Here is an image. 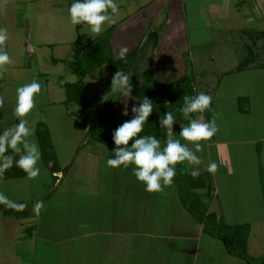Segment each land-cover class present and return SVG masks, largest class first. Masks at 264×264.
I'll return each instance as SVG.
<instances>
[{"label":"crops","instance_id":"0c3cea01","mask_svg":"<svg viewBox=\"0 0 264 264\" xmlns=\"http://www.w3.org/2000/svg\"><path fill=\"white\" fill-rule=\"evenodd\" d=\"M33 2L34 0H0V27H4L8 31L9 39L6 41L5 46L12 60L10 65L0 70V101H2V103H0V131L11 128L13 122L17 124V118L14 116L13 112L15 98L12 97V94L6 95V90L10 89V83L16 82L17 79L18 81L25 79L27 75L25 72L26 68L31 69L32 67L30 59L35 58L37 64L38 61H40L38 55H43L41 52L44 51V46H48L47 42H56V40L60 39L56 37L59 36L62 23H59L58 19L55 17L51 21L45 22V27L47 28H45L46 32L44 35L42 34V36L32 28V31H28L24 36L20 38L14 37L18 34V31H16V33H13V31L18 28L21 30L22 27L18 25L16 20L12 17V10L18 7H25L28 9V6ZM199 2L200 4H197L199 19L205 20V12L208 11V19L210 22L212 21L213 26H220L222 22H225L224 24L227 26H232V23L234 24L233 17L228 18V12H222L223 7L228 8V5L231 7L230 5L233 0H199ZM235 2H237V8L240 10L245 20L248 21L250 27L257 24L259 21L260 27L258 28L261 29L260 32H257L255 27L253 29L255 33H261L260 38L257 37V39L255 37L257 40L256 46H258L256 50L258 54L261 55L262 52L264 53V0H238ZM122 4L123 5L120 6L118 5L119 12L120 10H124V12L121 15L118 13L117 22L113 24L115 25V29L111 38V45L116 59L121 58V54L117 55V53H119L117 51L121 50L125 45H128L129 49L123 53V57L137 50L135 58L126 71V74L131 78V85L133 87L132 97L127 100V103L131 105L130 108L132 109L134 105L138 106V103H140L135 95V91L143 82V75L140 74L139 76L136 74L137 70L135 69L141 55H139L141 49L139 44L141 45L144 43L143 46H147L148 42L146 37L149 36L150 33L155 32L158 34V44L155 46V52H159L158 55L156 54L157 56H164L168 59L178 52L180 59H183L185 58L183 53L186 48L190 46V42L186 32L187 22L184 14L185 6L183 0H149L145 3L146 6L143 8H139V6L135 5V1H122ZM56 5L59 4H54L53 6ZM257 16L259 19L255 20ZM39 19H41L42 22L38 25H41L43 20L42 18ZM140 31L142 32L140 33L141 36H143L141 41V37L139 39L136 38L137 33ZM252 33L253 32L250 31L244 32L245 35L249 34L248 36L253 40ZM91 44L92 43H89V45L84 47H80L79 45V49L90 46ZM52 45L54 44H51V46ZM248 45L249 44H245V46H247V51L251 54L252 60L248 66L244 67L242 70H237L238 66L243 61L240 62L239 58H244L245 54L249 56V53H241L237 61L231 60L229 69H226L224 65L217 64L218 66L216 68L219 70L221 69V81L226 77L243 74L246 78L247 89L245 92L239 93L234 97L237 108H233L232 111L230 108L223 107L222 110H218L215 106H212L211 111L213 115L215 113V124L218 131L211 140L202 142L201 149H205L202 159L205 165H203V167L198 166L199 175L207 174V186L210 188V192L207 189H197L193 192L201 196L199 192L206 191L209 197L208 199H210L209 203L213 200L212 205L211 203L209 205L206 204L207 202L201 196V200L208 213H216L218 217L223 218L229 225H249L251 235L253 232L252 217L258 215H255V213L258 212V216H260L262 222H264V189L261 182V175L264 174V113H262V118L260 119L261 123L259 125L252 124V126H247L245 128L246 135L245 132L239 135V132L233 127L230 128L228 124L224 125L221 129V127H219L220 124L217 123V114L219 112L226 114V117L223 118L224 120H230V112H232L234 116L238 114L240 117L252 115V113H256L257 110L258 113L263 112L261 106L255 102L259 99V101H263L264 103V62L255 61L253 50ZM74 46L75 42L72 46L74 58L67 60V67L65 69L67 73L71 74L73 73L68 69V62L75 60ZM17 50L20 52H17ZM23 57H26V65H22L21 63ZM49 57V62L51 64L55 66L59 65L60 60L58 58L53 57V55H49ZM238 62L240 63L238 64ZM184 63L186 71L185 77H187L190 69L192 73L198 71L197 69L195 70L194 67H192L193 64L187 62L186 59ZM170 70L173 69L169 68V71ZM15 74L18 77L13 78ZM48 75L49 74H44V79H46L47 83L49 82L47 78ZM198 80L199 78H197L196 81L193 75V82H190L197 94L201 92ZM110 81L111 74L108 84ZM162 83L170 82L166 81ZM219 84L220 83L217 84L218 88ZM214 86H212V91H214ZM113 94L116 95L114 99L117 103V112L120 115L119 105L125 100L121 98L120 93L116 92ZM65 100L66 97L64 99H55L52 105L56 106L58 104L57 106H64V109L66 107L68 111H75L70 110L73 108L64 105ZM243 102L246 104L244 108H242L241 105ZM130 108L128 109V115L122 113L123 115L121 116H131L132 112ZM61 114H64L67 120H73L67 114L66 110ZM204 120L206 122L205 113ZM75 124L78 129L71 126L70 130L76 131L77 139L75 144L73 143L71 146L72 148L67 154L66 161L62 164L61 162L58 164L60 171L56 173L51 172L54 186L53 194L48 200L57 202L60 199L61 196H58L57 188L63 183L64 179L71 174V170L74 169L75 172H78L77 168H81L79 169L80 172H82L83 177L87 179L92 170L91 164L94 163L93 165L97 168V171L94 169L95 175H97L94 179L96 183L99 180V188L96 185L94 187L101 189L106 178L110 185L108 186V192L115 194L116 199H112L117 202L116 207L113 209L117 221L119 220L118 222H122L123 225H125L124 217H129L132 224H130L128 228L125 227V229L120 228L114 230L112 228L109 229L107 226H99V228L96 229L91 224V220L83 222L79 216L75 215L71 216V219L74 220L70 221V226L68 228L41 226L38 225V223L37 225L33 224L32 226L25 227L22 225V221L34 220L36 217H40V213H37L35 210V215H33L27 211L28 206L24 205L27 199L22 196V192L29 191L31 201L34 205L42 200L38 199L34 185L28 176L14 179H5L0 176V206L11 204L24 206L22 208L13 207V211L7 214L0 211V214L7 218L3 220L0 218V234H14L15 231L19 232L20 229H22L27 234L26 237L31 241L29 245L33 246L36 250V256L42 260H48L51 256L59 257L60 259V256L55 254L58 248H60L59 250L65 251L70 247V249L75 250L76 253L86 257L89 261L96 262V264H199V258L201 257L205 260L202 264H214L213 261L215 260V256L208 254L209 252H201V244L199 243L201 239L206 236L203 233V226L193 219L185 209L180 195V201L178 200V203H176L177 206L174 207L180 218L179 221H173L171 224H167L168 227L165 226L166 228L163 227L164 229H156L157 231L143 230L146 224H150L146 219L155 216L154 205L156 206V204L153 203V201H156L157 198H155L154 192H147L144 190L143 183L139 182L134 176L132 167L129 169H125L122 166L119 168L108 167L106 163L108 159L107 149L99 148V150H89L90 141H88L86 145H83L88 140V137L86 138L87 130L81 128L76 122ZM224 130H227L225 134H223ZM68 134L71 136V131H69ZM184 143L186 142L184 141ZM81 147L85 149L82 151ZM5 154H11V149ZM57 159L59 161V158ZM212 161L218 164V170L215 174L209 173L206 170L208 164ZM49 165V168H51L53 163ZM185 168L187 173L191 174L193 169H191L192 167H189L186 162ZM221 177L223 178L224 184L228 186L226 187L228 189L226 195H224L225 192H222L220 187ZM175 185V189L179 191L177 184ZM243 191H249V193H241ZM119 194L120 197L118 196ZM84 197L86 201H89L98 196H95L94 193H87ZM81 201H79V204ZM124 201H129V203L126 202L128 204L126 208L123 204ZM139 202L141 205H137ZM150 203L152 204V212L149 213L151 215L145 216L141 211L146 210L147 208L145 209V207L150 205ZM211 206H214L213 208L215 211H213ZM133 207L136 209L135 211L132 209ZM51 209H53L52 206ZM125 209L129 213L124 216ZM21 213H25L26 217L20 215ZM54 221L55 219L51 220V222ZM18 224L20 226H16ZM155 224L156 223H154V225ZM134 235L147 238L149 242L151 241V244L148 245L146 240H142L139 245L138 243H140V241H133ZM126 237L128 239H126ZM41 243L47 245V247ZM39 245L46 247V251L41 253L38 248ZM8 255L5 259L13 260L18 257V255H14L13 252Z\"/></svg>","mask_w":264,"mask_h":264},{"label":"rangeland","instance_id":"374dc122","mask_svg":"<svg viewBox=\"0 0 264 264\" xmlns=\"http://www.w3.org/2000/svg\"><path fill=\"white\" fill-rule=\"evenodd\" d=\"M122 1H135V5L139 6V8H143L144 6H146L145 3L149 0H116L117 5H123ZM235 1L238 0H233L232 4L230 5L231 7H229L228 5V8L223 7L222 9L223 13L228 12V18L233 17L234 24L232 23V26H227L226 24H224L225 22H222L220 26H213L212 21L210 22V20L208 19V11L205 12V20L199 19V12H197V4H200L199 0H183L185 6L184 14L186 16L187 22L186 32L187 36L189 37L188 40L190 42V46L187 47L185 52L183 53L185 55V58L180 59L178 52L168 59L164 56H157L159 52H155V46L153 42L149 41V36H147L146 39L148 45L144 47V43L141 45L139 44V46L141 47L139 55H141L140 57L138 56L139 62L135 67V69L137 70L136 74H138L139 76L140 74L143 75V73L149 68L152 62L154 68V82H182V79L185 78L186 73L184 63V60L186 59L187 62H191L193 64L192 67H194L195 70H198V73H192L190 69L189 73L187 74V80L189 81V83L193 82V75L196 81L197 78H199L198 84H200L199 88L201 89V92H205L212 97L213 105H211V108L212 106H215L218 110H222V108L225 107L230 108L231 111L233 110V108H237V103L234 100V97L239 93L246 91V78L243 74H241L237 76L233 75L231 77H226L221 81V69L219 70L216 68L218 66L217 64L224 65L226 69H229L231 60L237 61L241 53H249L245 44H249L248 46L252 48L256 62H264V53L262 52V54L260 55L256 50L258 48V46H256V38H260L261 33H255V30L253 28L255 27L257 29V32H260L261 29L258 28L260 27L259 21L257 22V24H254L252 27H250V25H248V21L245 20L244 16L237 8V2ZM72 2L73 0H34V2L28 6V9H26L25 7H18L17 9L12 10V17L16 20V23L22 27L21 30L18 28L17 30L13 31V33H16V31H18V34L14 36L15 38H20L26 35L28 31H32V28L35 29V32H37L39 35H44V33L46 32L45 28H47L45 27V22L51 21L54 17L58 19L59 23H62V29L64 31L63 32L62 29H60L59 36L56 37L60 39L56 40V42H47L48 46H44V51L41 52L43 55H38L40 61H38L37 64L35 62V58L30 59L32 67L31 69L26 68V78L19 81L17 79L16 82L10 83V89L6 90V95L12 94V97L15 98L16 102L17 87L22 86L26 83H30L34 79L42 84V91L36 97L35 108L28 115L27 119L34 132L31 139L38 144L39 150L41 152V160L39 161V167L41 169L40 175L36 178H32L31 181L36 190L35 192L38 199L42 200L39 203H42L43 207L38 212L40 213V217H36L34 220H24L22 221V225L26 227L32 226L33 224L37 225L38 223V225L41 226L68 228L70 226V221L74 220L71 219V216L77 215L83 220V222L91 220V224L96 229L99 228V226H107L109 229L112 228L114 230L120 228L125 229V227L128 228L129 225L132 224V221L129 217H124L125 225H123L122 222H118L119 220L117 221V217L113 211L117 204V202L113 200L116 199L115 194L108 192V186L110 185L108 184L106 178L101 187L102 190L98 189L99 180L96 183V180L94 179L95 176H97L94 172V169L95 171H97V168L95 167V165H93L94 163L91 164L92 170L90 176L87 177V179H85L82 172H80L79 169L81 168H77L78 172H75L74 169L71 170V174L68 175L64 179L63 183L57 188L58 196H61L60 199L57 202L48 200L53 194L54 180L51 176V171L49 168L50 165H47L44 160V153L42 152L41 148V136L46 135V130L49 132L51 145L56 154V157L59 158V161L57 159L58 164L60 162L62 164L64 161H66L67 154L69 153L70 149L72 148L71 146L73 145V143L75 144V141L77 139L76 131L70 130L71 126L77 128L75 124L76 121L71 115L73 112L68 111L66 107L64 109V106H57L58 104L56 106L52 105L53 100L64 99L66 97L65 88L62 87L61 83L59 82L73 83L79 80L78 76L67 73L65 71L67 67V60H71L74 58V54L72 51L73 43L80 40V42H78L80 47L89 45V43L93 44V42L101 39L106 31L112 27L111 25L102 34L96 35L90 33L89 29L86 26L72 25L70 23V17L67 12V9ZM54 4L59 5L53 6ZM123 12L124 10H120L119 15H121ZM39 18H42L43 20V23L41 25H38L42 22ZM256 19H259V17L257 16L255 20ZM18 21L20 22V24ZM245 31L253 32V40L250 36H248L249 34H244ZM140 33L142 32L140 31L137 33L136 38L139 39L141 37V41L143 36H141ZM51 44L54 45L51 46ZM125 48L128 50V45H125L121 50H118L117 52L119 53H117V55L121 54L123 49ZM17 52L20 51L17 50ZM49 55H53V57L58 58L60 60L59 65L55 66L51 64L49 62ZM246 56L247 55L245 54L244 58L240 57L239 61L241 62L242 60H244ZM25 61L26 57H23L21 61L22 65H26ZM240 62H238V64ZM169 68L173 70L169 71ZM44 74H49L47 77L49 79L48 83L46 79H44ZM110 74V66L106 64L84 78L86 89L83 92V95L88 102H91L96 98L105 101L109 98L111 93L109 94L107 84L110 78ZM15 77L18 76H16L15 74L13 75V78ZM218 83L221 84H219V88L217 86ZM212 86H214V91H212ZM112 95L114 96V98H116V95L113 94V92ZM255 103L261 106L263 112L258 113L257 110L256 113H252V115H245L241 117L238 114L234 116V114L230 112V120H224L223 118L226 117V114H222L219 112L217 114V123L220 124L219 127H221L222 129L224 125L228 124L230 128H235L239 132V135H242L243 132H245V128L247 126H252V124L259 125L261 123L260 119L262 118V113H264V103L263 101H259V99H257ZM139 104L140 103H138V105ZM241 105L242 108H244L246 104H244L243 102ZM68 107L73 108L70 110L76 111L77 109L72 105ZM125 107H127V111H129L128 109L131 107V105L127 102L125 103V101L121 102L119 105V111L121 112L120 116L123 115L122 113H124ZM211 108L204 113H206L209 122H215V113L213 115ZM65 110L70 118L73 119L72 121L67 120L64 114H61L62 112H65ZM204 113L193 114V118L202 116L204 115ZM132 115L133 114H131V116L129 117H132ZM177 115L178 114L176 110V115L174 117L177 121L176 124L179 127V125L183 124L186 121L184 120L183 115L181 118H176ZM18 122L19 121L17 119V123ZM14 125L15 124L13 122V126ZM177 128L175 129L174 138L180 139L178 134L179 129ZM69 131H71V136L68 134ZM226 131L224 130L223 134H225ZM87 137L88 135L86 134V138ZM88 141L89 138L83 145H86ZM89 146V150H99V148L106 149L105 146L92 142H90ZM189 147L192 148L191 145ZM81 148L82 151L83 149H85L83 147ZM192 150L195 151L194 148H192ZM203 151H205L204 148L200 149V151L197 153V155L200 156L202 160V163L199 166L202 167L203 165H205V162L202 159L204 153ZM220 180L221 190L222 192H225L224 195H226L228 191L226 187L228 186L224 184L222 177ZM261 180L264 181V174L261 175ZM95 185L98 188L94 187ZM175 186V183H173L171 186H165L162 191L154 192L155 198L157 199L156 201H153V203L156 204V206L154 205L155 216L151 217L153 223L151 221V218L146 217L148 218L146 220L150 224H146L143 230L157 231L156 229H164L166 228L165 226H167V224H171L173 221L180 220L177 215L178 213L177 211H175L174 207L177 206L176 203H178L179 195L182 199V193L180 192V190L177 191L175 189ZM241 186L243 187L242 184ZM244 192L249 193V191H243L241 193ZM87 193H94L95 196L98 197H94L93 199L86 201L84 196ZM199 193L207 202L206 204L210 205L211 203L212 205L213 200L209 203L210 199H208L209 197L206 194V191H200ZM22 196L27 199L24 204L28 206L27 211L35 215V205L31 201V195L29 194V191H23ZM118 196L120 197V194ZM198 196L201 198L200 195ZM79 201H81L80 204ZM126 202L127 201H124V203L122 202L125 208L127 207V203H129V201L127 203ZM137 205H141V203L139 202ZM51 206L53 207V209H51ZM211 207L213 211H215V209L213 208L214 206ZM132 209L134 211L136 210L134 209V207ZM145 209L146 210H140L141 213L145 216H150L151 214L149 213L152 212V204L150 203V205H147ZM127 213L129 212L125 209L124 216ZM256 214L259 215L258 212L255 213V215ZM258 215L253 216L251 220V222L253 223V232L251 233L249 239L248 253L252 258L262 259L264 258V222H262V218H260V216ZM0 216L1 220L7 219L4 215L0 214ZM53 219H55V221L51 222V220ZM154 223L156 224L154 225ZM133 224L136 225L135 223ZM16 226L20 225L18 224ZM136 226L139 227L138 225ZM26 235L27 234L22 229H20L19 232L15 231L14 234H0V264H96V262L94 263L92 261H89L86 257H83L82 255L76 253V251L70 249V247H68L65 251L59 250L60 248H58L55 254L59 255L60 259L59 257L51 256L48 258V260H42L41 258L36 256V250L33 246L29 245L31 241L26 237ZM126 239L128 238L126 237ZM133 239V241H140V243H138L139 245L141 244L142 240H146V242H148V245L151 244V241L149 242L147 238L141 236L139 237L138 235H134ZM199 244H201L202 253L209 252L208 254H212L213 256H215V260L213 261L214 264H246L244 260L230 256L226 252L223 244L218 240L204 236ZM42 245L47 247V245L45 244ZM44 246H38L41 253L46 251V247ZM11 252H13L14 255H18L17 259H5ZM204 261L205 260L201 257L199 258L198 263L202 264Z\"/></svg>","mask_w":264,"mask_h":264},{"label":"clouds","instance_id":"9594fccd","mask_svg":"<svg viewBox=\"0 0 264 264\" xmlns=\"http://www.w3.org/2000/svg\"><path fill=\"white\" fill-rule=\"evenodd\" d=\"M67 12L72 25L86 26L90 33L99 35L117 22L119 7L116 0H73ZM8 39L7 29L0 27V70L12 63L5 46ZM126 51V48L123 49L121 58ZM41 91L42 84L35 79L16 89L13 112L19 122L11 128L0 131V174L15 165L22 169L30 179L40 175L41 152L38 144L31 139L34 132L27 117L34 110L36 97ZM111 91L119 92L126 103L133 93L129 75L117 72ZM183 101V107L179 111L188 123L182 125L179 136L186 143L174 138V124L176 123L174 114L170 111L165 112L159 120V127L167 135L163 146L161 138L155 135H141L144 132L145 123L149 121V117L154 112L153 101L145 96L138 106L132 107V118L113 131L112 140L115 147L112 152L114 157L107 159V166L110 168L132 166L134 176L143 183L144 190L147 192H158L162 191L165 186H171L177 175V165L185 162L192 166L191 175L197 177L200 174L198 166L202 163L197 153L201 149L202 142L211 140L218 129L214 121L204 122L201 116L193 118V114H203L211 108V95L199 92L193 97L183 96ZM124 115H128L127 107H125ZM9 149H11V154H5L9 152ZM16 155H19V159H15ZM206 170L215 174L218 170L217 162H210ZM13 206L24 207L23 205ZM42 207V203L35 205L37 213Z\"/></svg>","mask_w":264,"mask_h":264},{"label":"trees","instance_id":"16d2710c","mask_svg":"<svg viewBox=\"0 0 264 264\" xmlns=\"http://www.w3.org/2000/svg\"><path fill=\"white\" fill-rule=\"evenodd\" d=\"M114 29L115 25H112L101 39H98V41L82 49H79V41L75 42V60L68 62V69L78 76L79 80L73 83L60 82L61 86L64 87L66 91V100L64 104L66 106L72 105L77 108V110L73 111L71 114L74 120L81 128L87 130L90 142L101 144L106 147L108 158L114 157V153L112 152V149L115 147L112 140L113 131L123 122L132 118L123 117L118 114L117 103L111 91L112 81L117 72L126 74L129 65L132 63L137 53V50H135L128 53L123 58H115L111 45ZM149 40L156 46L158 44V34L155 32L150 33ZM251 60L252 57L249 53V56L241 62L237 70L240 71L248 66ZM106 64L110 66L111 71V81L108 84V91L109 94H111L106 101L96 98L88 102L83 95L86 89L84 78ZM135 95L140 103L145 96L154 103V112L149 117V121L145 123L144 132L141 133V135H155L161 138L163 146V144L166 143L167 135L166 132L159 127L160 117L167 111L172 112L175 116L177 110L178 115L176 118H181L182 113L179 109L182 108L184 104L183 96L193 97L197 95V93L193 85L187 80V77L183 78L182 82L176 83L154 82V68L151 62L149 68L143 73V82L135 91ZM206 122H209L207 115ZM175 123H177L176 120ZM187 123L188 121L179 125V127L177 124H174V131L177 127L180 131L182 125H186ZM45 133V136H41V148L44 153V160L47 165L53 163L50 170L52 173H56L60 171L57 157L51 145L49 132L46 130ZM180 139L181 142L184 143L181 137ZM15 159H19V157L16 156ZM131 167L132 166H129L125 169ZM0 176L5 179H14L26 177L27 174L14 165L5 170ZM261 182L264 189V181L261 180ZM173 183L177 184L182 193V201L185 209L193 219L202 224L203 233L206 236L220 241L230 256L242 259L246 264H264V258L255 259L248 253L250 226L246 224L229 225L223 218L218 217L216 213H208L201 198L193 192L197 189H207L210 192V188L207 186V174L193 177L191 174L187 173L185 163L180 164L177 165V175ZM13 207L12 204L2 205L0 206V211L7 214L13 211ZM20 215L26 217L25 213H21Z\"/></svg>","mask_w":264,"mask_h":264},{"label":"built area","instance_id":"2783aa9c","mask_svg":"<svg viewBox=\"0 0 264 264\" xmlns=\"http://www.w3.org/2000/svg\"><path fill=\"white\" fill-rule=\"evenodd\" d=\"M202 116H203V117H202ZM202 116H201V117H202L203 121H205V120H204V115H202Z\"/></svg>","mask_w":264,"mask_h":264}]
</instances>
